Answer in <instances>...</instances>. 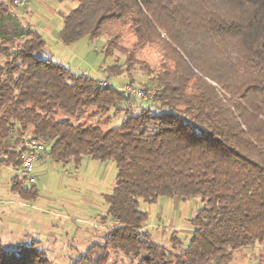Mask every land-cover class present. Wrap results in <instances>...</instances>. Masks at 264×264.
Wrapping results in <instances>:
<instances>
[{
	"label": "trees",
	"instance_id": "trees-1",
	"mask_svg": "<svg viewBox=\"0 0 264 264\" xmlns=\"http://www.w3.org/2000/svg\"><path fill=\"white\" fill-rule=\"evenodd\" d=\"M14 1L0 0V167H21L30 135L47 142L36 162L79 165L88 155L116 165L110 225L73 264H235L237 251L264 245V0H76L62 43L93 41L106 25L122 24L137 46L160 47L159 67H143L151 77L143 89L155 87L143 105L54 61L40 31L18 21ZM119 34L104 46L107 58L126 52ZM12 191L28 201L39 194L19 173ZM161 197L202 201L190 241L171 236L177 252L144 229L141 200ZM0 264L52 262L40 240L8 249L0 239Z\"/></svg>",
	"mask_w": 264,
	"mask_h": 264
},
{
	"label": "rangeland",
	"instance_id": "rangeland-1",
	"mask_svg": "<svg viewBox=\"0 0 264 264\" xmlns=\"http://www.w3.org/2000/svg\"><path fill=\"white\" fill-rule=\"evenodd\" d=\"M76 6V0H26L25 5L14 6L12 11L19 22L35 26L40 31L54 61L67 65L76 73L107 80L111 87L119 90L129 84L127 73L130 72L134 87L146 86L151 77L143 67H159L162 60L160 47L153 43L137 46L135 32L122 24L106 25L93 41L85 36L66 45L60 40L63 19ZM14 21L10 20V28ZM117 33L121 36L118 42L122 49L128 54L133 53L132 62H126L125 51L115 50L113 56H105L104 46ZM162 37L166 38L164 34ZM111 64L120 66L122 74L109 75L105 72ZM128 67L130 72L125 70ZM154 90L155 87L149 89L151 93ZM134 101L136 105L149 104V99L140 97H134ZM121 118L122 115L115 118L112 124H118ZM3 166L8 168V171L5 170L8 178L18 173L12 164ZM33 175L39 191L35 201L25 200L13 192V208L0 205V239L8 249L33 242V239L40 240L52 264H73L94 242L101 241L110 225L104 215L108 210L106 195L116 181V165L112 160L101 161L88 155L82 158L79 165H63L46 158L35 163ZM201 206L202 201L198 197H161L154 203L141 200L140 208L149 213L144 229L151 233L154 241L177 252L180 246L172 248L171 236L176 234L187 244L193 234L191 219ZM233 263L264 264V245L255 244L237 251Z\"/></svg>",
	"mask_w": 264,
	"mask_h": 264
},
{
	"label": "built area",
	"instance_id": "built-area-1",
	"mask_svg": "<svg viewBox=\"0 0 264 264\" xmlns=\"http://www.w3.org/2000/svg\"><path fill=\"white\" fill-rule=\"evenodd\" d=\"M26 0H15L14 5L21 6L25 5ZM109 82L107 80L101 81V86H108ZM123 90L131 96H137L144 99L152 98V93L146 91L143 88H136L133 85H126ZM25 147V151L21 155V167L18 169V173L25 177L28 183H35L36 178L33 175L35 162L38 160V155L44 152L47 148V142L45 139L36 136H26L22 143ZM5 156L3 150H0V162L1 158Z\"/></svg>",
	"mask_w": 264,
	"mask_h": 264
},
{
	"label": "crops",
	"instance_id": "crops-1",
	"mask_svg": "<svg viewBox=\"0 0 264 264\" xmlns=\"http://www.w3.org/2000/svg\"><path fill=\"white\" fill-rule=\"evenodd\" d=\"M40 161H44V159H41ZM5 170L8 171V168L7 167L5 168L4 166L0 167V198L2 199V202H0V205L13 208V206L15 205V202H14L15 195H13L12 185H13V178L18 173L16 172L13 177L8 178V175ZM14 171H17V170H14Z\"/></svg>",
	"mask_w": 264,
	"mask_h": 264
}]
</instances>
